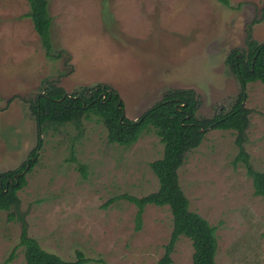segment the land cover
I'll return each mask as SVG.
<instances>
[{"label": "rangeland", "instance_id": "rangeland-1", "mask_svg": "<svg viewBox=\"0 0 264 264\" xmlns=\"http://www.w3.org/2000/svg\"><path fill=\"white\" fill-rule=\"evenodd\" d=\"M49 10L56 58L25 15L28 0H0V172L20 167L37 145L31 104L50 84L71 93L106 83L132 120L169 90L192 89L196 117L212 118L229 111L242 89L230 53L247 51L249 37L264 42V0H49ZM243 105L250 109L244 149L264 170L261 81L247 84ZM46 125L38 161L17 192L20 204L10 209L14 217L0 210V264H27L24 221L28 236L67 260L81 250L85 264H156L173 231L170 206L147 204L137 229L138 207L122 197L158 189L151 163L164 145L156 129L124 145L108 141L93 113L79 123ZM204 132L178 169L190 209L218 227V264H264V199L236 161L237 131ZM193 254L182 235L171 264H193Z\"/></svg>", "mask_w": 264, "mask_h": 264}, {"label": "trees", "instance_id": "trees-1", "mask_svg": "<svg viewBox=\"0 0 264 264\" xmlns=\"http://www.w3.org/2000/svg\"><path fill=\"white\" fill-rule=\"evenodd\" d=\"M219 1L230 5V0ZM28 2L30 11L25 15L32 19L47 56L58 57L54 54L51 38L53 17L49 10V0ZM227 61L241 82L242 89L237 102L229 111L220 110L212 118L196 117L199 101L192 89L169 90L138 119L132 120L125 116V106L119 92L110 89L106 83H97L71 93L62 86L50 84L31 104L38 127L37 145L30 151L29 159L20 167L0 172V210H10L13 207L17 210L20 204L17 192L27 183L26 171L38 161L39 149L43 142L41 133L46 129L47 123H79L84 116L93 113L105 124L108 141L124 145L134 143L144 131L154 127L164 145L162 157L151 163L159 180L158 189L142 197L126 193L122 195L138 207L136 227L141 228L142 214L147 204H167L173 216V231L164 255L156 264L172 263V252L182 235L192 240L193 264H218L215 258L218 250V227L190 209L189 199L179 183L178 169L183 164L186 153L203 141L204 129H234L237 131L236 143L240 148L236 161H243L247 174L252 178L254 193L264 199V170L253 166L249 154L244 149L250 109L243 105L247 84L253 81H261L264 84V42L258 43L249 37L248 50L234 49ZM82 169L86 175L85 166H82ZM14 214L15 212L10 210L9 217H14ZM23 223L21 245L25 247L27 264H85L89 261L81 250L77 251V258L74 260L64 259L46 250L36 238L28 236L25 221Z\"/></svg>", "mask_w": 264, "mask_h": 264}, {"label": "water", "instance_id": "water-1", "mask_svg": "<svg viewBox=\"0 0 264 264\" xmlns=\"http://www.w3.org/2000/svg\"><path fill=\"white\" fill-rule=\"evenodd\" d=\"M27 168H29V165H27ZM25 171H26V170H25ZM25 171H24V172H25Z\"/></svg>", "mask_w": 264, "mask_h": 264}]
</instances>
